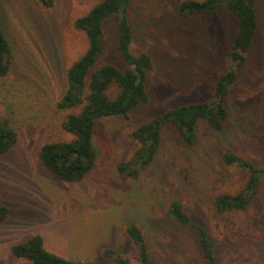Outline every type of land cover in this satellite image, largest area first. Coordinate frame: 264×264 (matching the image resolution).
I'll return each mask as SVG.
<instances>
[{
  "label": "rangeland",
  "instance_id": "1",
  "mask_svg": "<svg viewBox=\"0 0 264 264\" xmlns=\"http://www.w3.org/2000/svg\"><path fill=\"white\" fill-rule=\"evenodd\" d=\"M100 1L0 0V25L13 47L9 73L0 78V116L9 118L17 134L16 144L0 154V206L7 209L0 221V264H26L11 246L33 234L43 237L46 250L71 261L120 264L102 255L110 248L128 264H142L126 234L128 222L141 229L149 264H207L195 230L170 216L173 200L211 235L219 264H264L262 171L245 208H214L218 195H234L247 181L246 171L223 163L224 153L264 170V0L254 2L257 32L223 100L222 129L199 120L195 140L187 144L174 125H162L159 149L135 179L118 170L139 147L132 131L172 107L213 101L218 77L231 65L237 19L225 7L184 17L177 8L182 0H130L124 15L132 29L131 51L146 52L152 63L147 102L127 116L98 118L95 167L80 182H63L42 165L38 150L71 138L61 123L78 108L60 110L56 102L67 68L88 46L75 20ZM120 15L102 22L103 50L95 67H128L117 49ZM117 92L112 86L110 94Z\"/></svg>",
  "mask_w": 264,
  "mask_h": 264
},
{
  "label": "trees",
  "instance_id": "2",
  "mask_svg": "<svg viewBox=\"0 0 264 264\" xmlns=\"http://www.w3.org/2000/svg\"><path fill=\"white\" fill-rule=\"evenodd\" d=\"M51 5L52 0H39ZM130 0H101L86 14L75 20V27L85 32L88 46L65 72V84L61 97L56 102L60 110L78 108L69 112L61 123L62 129L71 135L43 143L38 150L42 165L57 179L63 182H80L96 165L99 155L93 144L95 122L108 116H127L134 108L147 102L145 82L147 71L151 69V58L146 52L133 54L131 51L132 29L125 14ZM255 0H182L178 13L184 17L196 14H212L225 7L237 19V31L229 58L230 68L219 75L214 88L213 101L190 102L172 107L156 119L140 124L132 131V137L139 147L132 160L118 166L120 173L137 178L139 171L150 164L156 155L161 139V127L174 125L183 140L192 144L195 128L199 120H205L214 130H221L227 117L223 100L228 88L237 77V69L245 62L246 53L253 43L257 32ZM121 15H120V14ZM112 15L117 19V49L128 65L121 70L106 63L95 67L97 57L102 53V22ZM13 47L4 28L0 25V78L10 70ZM112 86L118 92L110 94ZM17 134L8 117L0 116V154L7 153L16 144ZM225 165H235L247 172V181L242 190L234 195L220 194L214 200L218 212L243 209L255 195L261 181V172L249 161L226 152L222 155ZM7 209L0 206V221L7 215ZM170 216L179 224L195 230L198 244L207 264H219L211 235L193 222L179 201L173 200L169 207ZM126 234L135 245L142 264H149L148 250L141 229L133 222L126 223ZM14 257L26 260V264H82L68 260L48 251L40 234H33L22 242L13 244ZM103 256L112 257L120 264L128 261L114 250L105 248Z\"/></svg>",
  "mask_w": 264,
  "mask_h": 264
}]
</instances>
